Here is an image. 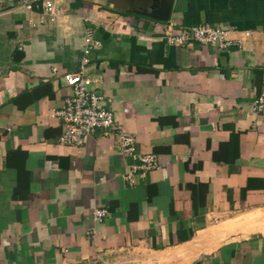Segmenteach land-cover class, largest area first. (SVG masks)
Returning a JSON list of instances; mask_svg holds the SVG:
<instances>
[{
  "label": "crops",
  "instance_id": "obj_1",
  "mask_svg": "<svg viewBox=\"0 0 264 264\" xmlns=\"http://www.w3.org/2000/svg\"><path fill=\"white\" fill-rule=\"evenodd\" d=\"M53 1L55 19L15 0L0 15V264H264V0H174L176 26H222L225 49L170 44L139 16L159 0ZM86 57L137 151L158 158L132 186L117 131L57 142L64 75Z\"/></svg>",
  "mask_w": 264,
  "mask_h": 264
},
{
  "label": "built area",
  "instance_id": "obj_2",
  "mask_svg": "<svg viewBox=\"0 0 264 264\" xmlns=\"http://www.w3.org/2000/svg\"><path fill=\"white\" fill-rule=\"evenodd\" d=\"M14 0H0V15L5 5ZM26 11H33L42 6L51 19H55L58 11L53 0H15ZM155 28L170 44L184 46L191 42L201 45L216 46L225 49L231 44L228 29L203 23L190 27H178L172 20H153ZM94 31L90 29L85 37L84 52L87 55L99 45ZM90 59L86 57L76 71L64 75L66 83L72 87L73 94L65 98L64 104L56 111V115L63 121L62 131L57 138L61 145L81 147L88 137L99 128H109L118 132L119 142L117 151L124 160V180L129 185L136 183V176L140 172L148 173L159 167L155 153H141L136 149L135 138L132 137L118 122L116 113L108 108L102 96L93 87L97 81L87 74ZM256 113L264 115V96H259L253 104ZM128 158H132L128 160ZM108 213L107 208L97 206L93 210V219L102 222ZM207 264V263H201ZM223 264V263H222Z\"/></svg>",
  "mask_w": 264,
  "mask_h": 264
},
{
  "label": "water",
  "instance_id": "obj_3",
  "mask_svg": "<svg viewBox=\"0 0 264 264\" xmlns=\"http://www.w3.org/2000/svg\"><path fill=\"white\" fill-rule=\"evenodd\" d=\"M159 5H152L147 10L139 11L141 14L160 21L171 18L174 0H159Z\"/></svg>",
  "mask_w": 264,
  "mask_h": 264
},
{
  "label": "rangeland",
  "instance_id": "obj_4",
  "mask_svg": "<svg viewBox=\"0 0 264 264\" xmlns=\"http://www.w3.org/2000/svg\"><path fill=\"white\" fill-rule=\"evenodd\" d=\"M114 3H118V2H121V3H126L130 6H133V5H137L138 8L141 7V4H146L149 0H113ZM156 0H152V2L154 3ZM151 5V4H150ZM155 5V3L153 4ZM149 6V5H148ZM152 6V5H151ZM169 20H172L171 18ZM173 21V20H172ZM80 67V66H79ZM88 74V73H87Z\"/></svg>",
  "mask_w": 264,
  "mask_h": 264
},
{
  "label": "trees",
  "instance_id": "obj_5",
  "mask_svg": "<svg viewBox=\"0 0 264 264\" xmlns=\"http://www.w3.org/2000/svg\"><path fill=\"white\" fill-rule=\"evenodd\" d=\"M139 15V14H138ZM137 15V16H138ZM140 17H144L145 15H139ZM145 17H147V16H145ZM149 19H151V20H156V19H153V18H150V17H148Z\"/></svg>",
  "mask_w": 264,
  "mask_h": 264
}]
</instances>
